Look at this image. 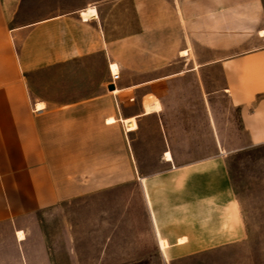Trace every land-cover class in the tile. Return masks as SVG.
<instances>
[{
  "label": "crops",
  "instance_id": "0c3cea01",
  "mask_svg": "<svg viewBox=\"0 0 264 264\" xmlns=\"http://www.w3.org/2000/svg\"><path fill=\"white\" fill-rule=\"evenodd\" d=\"M225 8V0H0V223L17 233L12 209L128 185L141 191L148 226L134 239H153L168 260L243 238L222 154L233 145L215 110L226 97L251 143L264 141V29L252 35L262 44L228 55L227 35L241 23L235 6ZM202 148L220 153L188 162L174 154ZM149 152L159 153L154 163L142 156Z\"/></svg>",
  "mask_w": 264,
  "mask_h": 264
},
{
  "label": "rangeland",
  "instance_id": "374dc122",
  "mask_svg": "<svg viewBox=\"0 0 264 264\" xmlns=\"http://www.w3.org/2000/svg\"><path fill=\"white\" fill-rule=\"evenodd\" d=\"M247 1L234 3L240 15L241 33L227 35L231 44L228 55L262 44L252 35L257 29H264V0H256L259 8H248ZM225 6L226 15L229 8L232 14L234 6L227 5L226 0ZM228 27L227 24V33ZM211 76L214 80L210 87L216 89L220 85V79L216 80L219 74L213 72ZM217 104L215 113L224 131L223 139L233 145L222 154L226 157L244 222L245 233L237 243L199 251L190 249L166 259L162 251L154 248L153 239L147 236L138 243L134 239L135 231L148 226L140 189L127 185L44 210L23 213L12 209L11 216L25 238L17 239L13 224L0 223V264H264V141L251 143L240 130L239 114L228 105L226 97L219 96ZM202 120L193 119L194 122ZM148 125L153 126L154 122ZM217 153L220 150L213 148L174 152L180 162ZM158 155L157 152L142 153L143 158L153 163ZM157 170L154 166L144 171Z\"/></svg>",
  "mask_w": 264,
  "mask_h": 264
},
{
  "label": "bare ground",
  "instance_id": "6f19581e",
  "mask_svg": "<svg viewBox=\"0 0 264 264\" xmlns=\"http://www.w3.org/2000/svg\"><path fill=\"white\" fill-rule=\"evenodd\" d=\"M87 14H88V16H89V13H87ZM261 33L264 34V30H262ZM113 68H114V69H113ZM113 68H112L113 71H114V70L117 71V68H116L115 65H113ZM167 157H168V158H171V157H172L170 152L167 153ZM24 238H25L24 233H23L21 230H19V231L17 232V239H18V240H23ZM181 242H182V241H181ZM160 245H161V248H162V249H166V248L168 247V243H167L166 241H164V240L161 241V244H160Z\"/></svg>",
  "mask_w": 264,
  "mask_h": 264
},
{
  "label": "built area",
  "instance_id": "2783aa9c",
  "mask_svg": "<svg viewBox=\"0 0 264 264\" xmlns=\"http://www.w3.org/2000/svg\"><path fill=\"white\" fill-rule=\"evenodd\" d=\"M92 16H96V15H92ZM92 16H88V17H92ZM118 77H119V73H118V71H113V69H112V67H111V80H112V84L114 85V86H116V79H118ZM112 84L110 85V86H112ZM109 86V87H110ZM115 89V88H114ZM114 89H112V90H114Z\"/></svg>",
  "mask_w": 264,
  "mask_h": 264
},
{
  "label": "water",
  "instance_id": "95a60500",
  "mask_svg": "<svg viewBox=\"0 0 264 264\" xmlns=\"http://www.w3.org/2000/svg\"><path fill=\"white\" fill-rule=\"evenodd\" d=\"M115 86L112 84V86L109 87L110 90L114 89Z\"/></svg>",
  "mask_w": 264,
  "mask_h": 264
}]
</instances>
